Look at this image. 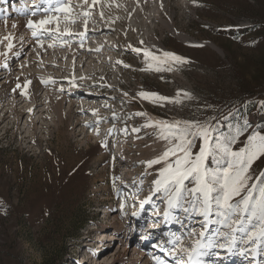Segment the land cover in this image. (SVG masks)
Returning a JSON list of instances; mask_svg holds the SVG:
<instances>
[{"label":"rangeland","instance_id":"374dc122","mask_svg":"<svg viewBox=\"0 0 264 264\" xmlns=\"http://www.w3.org/2000/svg\"><path fill=\"white\" fill-rule=\"evenodd\" d=\"M40 1L0 2V22L8 28L5 33L0 32L4 60L13 55L5 49V37L12 36L13 24L22 23L17 19L31 18L33 11L36 17L58 16L59 23L72 30L68 36L52 33L46 37L38 31L34 37L33 29L25 25L16 36L15 52L20 54L7 61L4 68L0 64V84L34 71L41 73L38 93L47 97L43 106L18 118L8 113L11 94L2 102L0 264H156L154 257L177 264L154 245L162 244L167 249V241L174 234L190 247L192 238L188 233L199 231L203 217L175 208L170 210L171 219L165 220L164 194L151 195L161 165L148 167L145 162L158 156L168 142L159 138L160 129L155 124L146 125L150 121H198L214 129L213 137L222 143L234 139V150L244 147L253 133L264 135V0H161L164 14L159 17L165 21V17H170L176 22L172 29L177 38L167 32L158 33L156 51L153 43L145 40V30L139 37L145 42L142 47L129 41L130 32L115 18H124V12L111 0H64L68 11H60L59 15L56 11L42 13L41 9L49 5ZM127 1L121 3L130 7V0ZM20 9L28 14H17ZM151 11L147 15L141 13L144 22L150 15H158L153 8ZM6 12L12 14L6 16ZM93 18L110 24L111 29L104 25L105 31L93 37L90 32L97 25L87 22L85 30H90V37L83 41L79 26L85 25L84 19ZM129 24L134 27L133 16ZM46 27L49 29L50 25ZM142 27L151 25L144 23ZM41 45L56 49L59 55L68 53L66 59L56 63L62 69L50 66L54 73H47L32 67L40 64L39 59L52 58L51 51L37 56ZM86 48L98 52L90 51L88 57L83 52ZM76 49H80L83 65L69 74L71 54ZM148 49L159 59L146 57L144 51ZM165 52L175 53L187 62L164 58ZM19 64L24 65L21 70ZM6 66L15 74L1 77ZM53 74L65 79L57 81L62 93L55 91L54 82L44 80ZM13 83L18 87V81ZM18 89L22 90L21 86ZM95 89H100L102 95H95ZM140 92L158 93L172 102L154 103L142 99ZM84 103L91 110L81 112ZM71 104L77 107L70 112ZM32 105L24 98L18 109ZM191 139V151L198 152L200 138ZM222 164L219 157L209 160L210 167ZM261 172L264 156L250 169V185L259 183L256 177ZM186 184L192 187L191 182ZM150 195V201L141 208V202ZM115 217L120 218L118 226H109ZM121 226L122 230H118ZM209 227L208 235L212 236L219 225ZM115 233L117 240L104 244L107 235L114 237ZM85 236L87 240L82 239ZM141 245V249L137 247ZM253 247L238 240L231 252L214 248L205 259L208 264H264V244L255 253ZM118 251L119 257L128 252L122 263L116 260Z\"/></svg>","mask_w":264,"mask_h":264},{"label":"snow or ice","instance_id":"6c2138e0","mask_svg":"<svg viewBox=\"0 0 264 264\" xmlns=\"http://www.w3.org/2000/svg\"><path fill=\"white\" fill-rule=\"evenodd\" d=\"M44 2L49 5L44 9L45 13L68 11L64 6V0ZM32 15H36V12L33 11ZM56 19L51 15L37 21L29 19L26 27L33 29L32 35L35 37L36 30L48 31L44 26ZM11 47L9 43L8 48ZM144 55L148 57L152 56V53L145 51ZM163 57L180 63L187 62L185 58L175 53L165 52ZM152 58L159 59L155 56ZM138 95L154 103L172 102L170 98L160 96L158 93L140 92ZM184 95L190 96L188 93ZM153 124L160 129L159 138L167 141L168 146L158 156L145 162L148 167L161 165L158 178L153 181L151 195L161 192L164 194L165 220L169 219L170 210L175 208H180L189 215L203 217L199 231L193 229L188 233L192 238L190 247L185 246L182 239L174 234L167 241L170 245L167 249L162 245L154 246L159 247L166 257L178 258V264H208L205 258L212 254V249L219 248L231 252L238 240L245 244H253L252 251L255 253L256 248L264 244V172L256 177L259 183L250 185L249 181L252 180L250 169L253 163L264 156V135L253 133L248 137L244 147L234 150L231 147L234 139L222 143L218 137H213L214 129L198 121H150L146 126ZM197 136L201 140L199 151L192 152L191 138ZM217 157L223 161L222 166L210 167L209 160ZM186 181L191 182L192 187L189 188ZM151 195L141 202V208L150 201ZM212 224L219 225V228L209 236V226ZM236 233L241 235L237 236ZM147 238L146 236L145 239ZM154 259L156 264H168V261L161 257Z\"/></svg>","mask_w":264,"mask_h":264},{"label":"bare ground","instance_id":"6f19581e","mask_svg":"<svg viewBox=\"0 0 264 264\" xmlns=\"http://www.w3.org/2000/svg\"><path fill=\"white\" fill-rule=\"evenodd\" d=\"M112 2V4L114 5V6H117L118 8H120V10H122L123 12H124V18L123 17H120V16H116L115 15V18H116V21L119 23V24H121V26L125 29V30H128V32H130V36H129V41L130 42H134L135 44H137L138 46H140V47H142V45H143V43H145V42H143L142 40H139V37H140V35H141V31L142 30H145L146 31V37H145V40L146 41H148V42H152L153 43V46H154V51H156V47L158 46V43H159V40L157 39V35H158V33H160V34H164L165 32H167V33H169L170 35H172L174 38H177V36H176V34H175V32L173 31V29H172V27H176V22L172 19V18H170V17H165V19H166V21L165 20H163V19H161L159 16H161V15H163L164 14V12L161 10V3H160V1L161 0H137V2H136V0H130V2H129V4H131V6L129 7V6H125L124 4L126 3V2H128L127 0H111ZM121 1H125V3L123 4V3H121ZM135 1V3L133 4V2ZM111 4V5H112ZM151 8H153L154 10H156L157 11V14L158 15H150V17H147L148 19H146L147 21H143L142 19H141V13L142 12H145L146 13V15L147 14H150V13H153L152 11H151ZM138 9V11L136 12V10ZM41 11H42V13H45L44 12V10L43 9H41ZM7 13V14H6ZM5 14H6V16H10L12 13H10V12H6ZM61 12H57V15H59ZM17 14H22L21 16H23V15H26V14H28V13H23V12H19V13H17ZM16 14V15H17ZM133 16V18H134V27H132L130 24H129V21H130V19H131V17ZM143 16V15H142ZM5 17V16H4ZM54 17H56L57 19L56 20H58V16H54ZM144 18H146L145 16H143ZM45 17H36L35 15H33L31 18H28V19H26V18H19V19H17V20H21V22L22 23H19V24H17V26H15V27H13V28H11V29H9V30H11L13 33H12V36H9L8 35V39H5L6 40V47H5V49L6 48H8V44L9 43H11V45H12V47L11 48H8L7 49V51L10 53V52H12L13 53V55L11 56V58L10 59H5L4 60V53H0V64H2V68H4L5 67V65H7L6 63H7V61H11L12 59H13V57H15L14 55H18V54H20V53H16L15 52V50H16V48L18 47H16L15 48V43H16V41H18V39H16V36H17V34L21 31V30H23L24 29V26L25 25H27V22L25 23V24H23L26 20L28 21L29 19H31V20H33V21H37V20H40V19H44ZM99 18V17H98ZM106 18V17H105ZM60 19V18H59ZM61 20H64V21H66V20H69L67 17H61ZM110 20V19H109ZM59 21L60 20H58L56 23H54V24H51V23H49V24H46L44 27L45 28H47L46 26L47 25H50V27L52 28V27H54V29H51L50 27H49V29H48V31H43L42 29H40V30H36L37 31V34H38V31H41V32H44V36H46V37H48V36H51V34L52 33H56V34H62V35H64V36H68V34H72V33H70L72 30L69 28V26L68 25H61L60 23H59ZM92 21V24L93 25H97V26H95V27H97L96 29H92V31L90 32V30H85V26L87 25V22H91ZM106 21V20H105ZM83 22H85V25H80L79 27L83 30V41H87V39H89L88 37H90L89 36V32L91 33V35L93 34V37H98V35L101 33V32H103V31H105V28H103V26L105 25V26H109V25H107V24H105V22H103L101 19H94L93 18V20H90V21H86L85 19L83 20ZM110 23V22H109ZM113 23V22H112ZM144 23H149L150 25H151V27L150 28H147V27H145V28H143L142 27V25L144 24ZM0 32L1 31H7L8 30V28L7 27H4V23H2V22H0ZM54 25V26H53ZM113 25V24H112ZM22 26V27H21ZM21 27V28H20ZM27 28V27H26ZM109 29H111V26H109L108 27ZM146 28H147V30H146ZM77 30V29H76ZM81 30V31H82ZM175 30V29H174ZM5 31H4V33H5ZM7 33V32H6ZM29 33L30 32H27V35H29ZM1 34V33H0ZM11 34V33H10ZM31 34H32V32H31ZM40 35V34H39ZM26 39H29V38H26ZM25 39V40H26ZM179 39V38H178ZM182 39V38H181ZM1 40V39H0ZM90 40H91V38H90ZM185 40V39H184ZM26 41H24V43H25ZM89 42V41H88ZM94 42V41H93ZM99 42V41H98ZM100 42H102V40L100 41ZM186 43V42H185ZM99 44V43H98ZM184 44V43H183ZM191 44V43H190ZM42 46V45H41ZM98 47H96V48H99V45H97ZM54 47V46H53ZM144 47H146V46H144ZM28 47H25L24 49H27ZM57 48V47H56ZM92 48V47H91ZM38 54H37V56H41L42 54V56H44V54H46V52H48V51H51V60L50 61H47V60H45V61H43V60H38V62L40 63V64H37V66H36V64H32V67H38V68H42V69H45L46 70V72L47 73H54V71L52 72V70H50V68H48V67H53V68H57V67H59V68H61L60 67V65H56V63H57V61L58 60H64V59H66L65 57H67L66 55H68V53L66 54V55H59V53H57V50L56 49H45V46H42V47H38ZM144 50V49H143ZM147 50V49H146ZM14 51V52H13ZM90 51H96V52H98V50L97 49H91L90 50V48H86L85 49V51H83L87 56H88V53L90 52ZM150 50L148 49V52H149ZM21 52H23V51H21ZM145 52V51H144ZM152 52V51H151ZM8 53V54H9ZM71 54V53H70ZM5 55H7V53L5 54ZM65 56V57H64ZM80 56V57H79ZM89 57V56H88ZM92 57V56H91ZM90 57V58H91ZM7 58V57H6ZM42 58V57H41ZM95 58V57H94ZM35 60V59H34ZM78 60V61H77ZM83 58H82V56L80 55V49H76L75 51H73L72 52V54H71V64H70V66L68 67L70 70L68 71L69 72V74L70 73H73V72H75L76 71V69L77 68H82V65H83ZM86 60V59H85ZM94 60V59H93ZM96 60H98V59H96ZM94 62V61H93ZM98 62V61H97ZM21 64V63H20ZM19 64V65H20ZM66 66V65H65ZM7 67L8 66H6V72H4L2 75H1V77H5V76H12L13 74H15V73H13L14 71H12V68H10V71L9 70H7ZM24 67V65H20L19 67H18V69H22ZM63 67V66H62ZM29 68V67H28ZM9 69V68H8ZM52 69V68H51ZM62 69V68H61ZM14 70V69H13ZM26 70V69H25ZM78 70V69H77ZM7 71H8V75H6V73H7ZM57 74V73H56ZM46 75V74H45ZM45 75L43 76V77H45ZM85 76V75H84ZM41 80V73H37V72H27L26 74H21V75H19V76H15V77H13V79L12 80H8V81H5L3 84H0V110H2L1 108L2 107H4V105H2V102H4V101H6L7 100V94L9 93V94H11V96H12V98H10V100H8V105H10L11 106V109L10 110H8V113H10V116H16L17 118L18 117H22V116H24V114L27 112H32V110L33 109H36V108H38L39 106H41L42 104H44V101H45V99L47 98H44V97H41L40 95H39V88H40V80ZM82 79H83V77H82ZM81 79V80H82ZM45 81H47L48 83H50L51 81L52 82H54L53 83V85L55 86L54 88H55V91L56 92H58V93H62L61 91H60V85H58L57 84V81H59V80H65L64 78H63V76L61 77L60 75L58 76V75H55V74H53V76H50V77H48V78H45L44 79ZM13 81H18L19 82V86H21V88H22V90H19L18 89V87H16V86H14V83H13ZM62 82V81H61ZM0 83H1V81H0ZM49 88H51V87H49ZM51 91V90H50ZM100 91V92H99ZM19 92V94L20 95H16V93H18ZM102 93V91L100 90V89H95L94 90V94L95 95H102L101 94ZM8 94V95H9ZM18 96H20L21 98H17ZM24 98H28L30 101H31V103H33V105L30 107V108H28V109H24V108H22L20 111H19V109H18V107L22 104V102H23V99ZM26 101V100H25ZM39 101V102H38ZM50 102V101H49ZM59 103V102H58ZM27 104V103H26ZM43 106V105H42ZM59 107V106H58ZM73 107H77V104L75 105V104H71L70 105V112H71V110L73 109ZM80 107H82V110H81V112H88L89 110H91V107H90V105H88V104H83V106L81 105ZM60 108V107H59ZM59 110V109H58ZM38 111V110H37ZM41 111V110H40ZM73 111V110H72ZM33 113V112H32ZM5 118H6V116H5ZM8 118V117H7ZM11 119V118H10ZM13 119V118H12ZM61 119H62V117H61ZM3 120L4 119H2L1 121H0V124H2L3 123ZM78 122V124H80L81 123V121H77ZM14 129H17V128H14ZM19 131V130H18ZM135 163V162H134ZM114 169H117V167H115ZM115 204L113 203V206H112V209L111 210H113L114 208H115ZM114 211V210H113ZM108 214V213H107ZM107 218L108 217H110V215H108V216H106ZM107 218H105V219H107ZM120 220V218H116L115 217V219L110 223V225L109 226H118V221ZM122 220V219H121ZM109 226H106L105 228H107V227H109ZM117 230V229H116ZM118 230H122V226L120 227V228H118ZM116 232H118V231H116ZM108 234V233H107ZM117 233H115L114 234V237H112V235H107V237H108V239H105V243L104 244H106V243H111L113 240H117V239H115V235H116ZM86 235H88V233L86 234ZM82 239H85V240H87L88 239V236H85V238L83 237ZM104 240V239H103ZM95 242H97V244H98V241H95ZM90 245V244H89ZM89 245H85V246H89ZM93 247V246H92ZM91 247V248H92ZM102 249L103 248V245H101V246H98V249ZM99 249V250H100ZM248 248H246V250H247ZM102 252H104V250L102 251ZM121 255H123L122 257H119V251L117 252V253H115V257H116V260L117 261H119L120 263H122L124 260H126V258H127V255H128V252L126 253V251H124V252H122V254ZM135 261V260H134ZM174 262V261H173ZM172 262V263H173ZM256 262V261H255ZM117 262H111V263H101V264H116Z\"/></svg>","mask_w":264,"mask_h":264}]
</instances>
